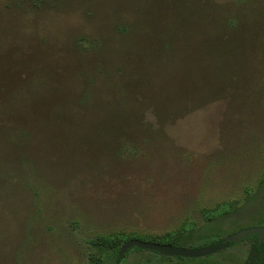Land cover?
I'll return each instance as SVG.
<instances>
[{
	"label": "rangeland",
	"instance_id": "374dc122",
	"mask_svg": "<svg viewBox=\"0 0 264 264\" xmlns=\"http://www.w3.org/2000/svg\"><path fill=\"white\" fill-rule=\"evenodd\" d=\"M263 223L264 0H0V264H214L251 242L92 241Z\"/></svg>",
	"mask_w": 264,
	"mask_h": 264
},
{
	"label": "water",
	"instance_id": "95a60500",
	"mask_svg": "<svg viewBox=\"0 0 264 264\" xmlns=\"http://www.w3.org/2000/svg\"><path fill=\"white\" fill-rule=\"evenodd\" d=\"M256 235L259 241L264 239V225L257 227H250L243 229L235 234L229 235L222 239L220 242H217L214 245L206 246L202 248H181L177 246H170L167 244H158L152 242H146L138 239H132L125 242L118 251V258H120L124 252L131 248H138L141 250L155 251L159 254L166 256H175V257H201L206 256L217 251L224 249L227 246L228 242L236 243L243 239L249 238Z\"/></svg>",
	"mask_w": 264,
	"mask_h": 264
},
{
	"label": "flooded vegetation",
	"instance_id": "af4514ba",
	"mask_svg": "<svg viewBox=\"0 0 264 264\" xmlns=\"http://www.w3.org/2000/svg\"><path fill=\"white\" fill-rule=\"evenodd\" d=\"M262 225H264V223L259 225V226H262ZM221 240H219L217 242H220ZM244 241L251 242L249 245V248H248V252L244 258L241 257L242 254H240L238 252H232L231 251V252H226V253L221 254L218 259L214 260V264H264V256H258L257 254L254 253L255 246L258 243H261L263 241V240L259 241V239L257 238L256 235L251 236V237L246 238V239H243V240L238 241L236 243L228 242L227 246L224 248V250H228V251L233 250V248L237 244L244 242ZM217 242H211V243L214 244ZM212 254H214V253H212ZM117 255H118V253H117ZM163 256H166V255H163ZM169 257H167V258H169ZM261 259H262V261H261ZM169 260H170V258H169Z\"/></svg>",
	"mask_w": 264,
	"mask_h": 264
},
{
	"label": "trees",
	"instance_id": "16d2710c",
	"mask_svg": "<svg viewBox=\"0 0 264 264\" xmlns=\"http://www.w3.org/2000/svg\"><path fill=\"white\" fill-rule=\"evenodd\" d=\"M136 238L137 237H133V236H114V237L99 236L95 240H93L92 243L96 246L106 245L118 253V251L121 247V241L123 242V241L132 240V239H136ZM146 242L176 246L175 243H172V242L167 243V242L160 241V240H147ZM254 253L257 254L258 256H264V239L261 243H258L255 246ZM261 261H262V259H261Z\"/></svg>",
	"mask_w": 264,
	"mask_h": 264
}]
</instances>
